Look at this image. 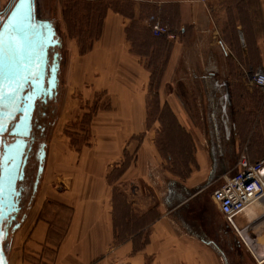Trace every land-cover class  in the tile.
Segmentation results:
<instances>
[{
	"label": "crops",
	"instance_id": "crops-1",
	"mask_svg": "<svg viewBox=\"0 0 264 264\" xmlns=\"http://www.w3.org/2000/svg\"><path fill=\"white\" fill-rule=\"evenodd\" d=\"M62 1L39 0L47 15L62 14ZM93 1L107 11L90 49L67 46L60 118L65 126L75 106L97 101L90 140L48 145L9 264H246L212 193L242 153L264 158V94L251 84L264 71V0ZM181 131L185 179L158 142L172 133L181 151Z\"/></svg>",
	"mask_w": 264,
	"mask_h": 264
},
{
	"label": "water",
	"instance_id": "water-1",
	"mask_svg": "<svg viewBox=\"0 0 264 264\" xmlns=\"http://www.w3.org/2000/svg\"><path fill=\"white\" fill-rule=\"evenodd\" d=\"M38 0L20 5L12 0L4 16L0 18V33L4 41L3 66L0 68V262L9 264L7 243L14 231L25 220L17 222L12 231L11 223L19 212L21 189L18 181L24 177L23 167L27 161L26 147L32 137L33 115L36 102H46L59 94L62 39L53 20L39 17ZM31 9L34 28L19 31L23 15ZM18 37V51L11 54L9 38ZM53 52V55L51 53ZM14 64L13 71L9 65ZM10 133L15 141L6 143L4 135ZM47 143L41 145L39 168L35 184L37 192L44 173ZM264 176V169L262 171ZM9 225H5V223ZM248 234V230H247ZM246 234V235H247ZM249 235V234H248ZM247 235V236H248ZM250 238V237H249ZM253 245V244H252ZM256 256L264 259V250L252 246ZM250 247V248H251Z\"/></svg>",
	"mask_w": 264,
	"mask_h": 264
},
{
	"label": "rangeland",
	"instance_id": "rangeland-1",
	"mask_svg": "<svg viewBox=\"0 0 264 264\" xmlns=\"http://www.w3.org/2000/svg\"><path fill=\"white\" fill-rule=\"evenodd\" d=\"M0 0V8H1V2ZM244 1V3L249 5L252 3V0H241ZM10 0H5L6 4H9ZM38 2V9H39V17L52 19L57 27V31L59 36L62 39L63 45L61 48L62 52V58H61V71H60V88H59V95L58 100L55 102V112L52 114V116L48 120L47 130H46V137L45 142L47 143L46 150L48 148V145H50L51 142L55 143V146L57 147L62 141H71L75 144H84L90 140V125H91V118L97 111L96 105L98 104L97 101H94L92 105L87 104V112H84V103L80 104V107H74L75 110L73 112V118L70 119L65 126L63 125L65 122L60 121L61 113H63L64 109V89H65V83H64V68H66V63L68 62V54L66 52L67 46L70 42V40L76 41L78 46L81 48L82 43L79 41L80 37H85V42L89 43L90 38L97 34L98 31V22L92 21L89 17V13L83 12V14L88 17L87 19L83 20V23L79 26H76L73 22L74 19L71 20V22L68 20L66 16L58 12H52L48 13V15L45 13V9L42 10V5ZM47 3V2H46ZM79 7L85 6L83 3H78ZM248 5V4H247ZM103 6V5H102ZM48 16V17H47ZM98 18L95 17V20ZM69 22V23H68ZM79 34V36H77ZM79 37V38H78ZM85 43V44H86ZM92 103V102H91ZM71 110V109H69ZM68 125V126H67ZM64 126V127H63ZM180 137V143H181V151H179L176 146L177 143L172 144V133L168 136L166 135L165 138H163V135L160 134L158 136V142L159 144H163L165 149H161V152L164 156V159L168 161V164L166 165L172 173H174L177 176H180L181 179H185L187 176H189L192 171L189 167V159L188 157V150H183V147L185 148L189 142H191L189 136L181 131L179 134H175V138ZM96 138V136L94 137ZM190 145V143H189ZM172 146H175L173 148ZM168 153H171L170 155ZM173 158L175 161L174 164H172V161L168 158ZM41 185V184H40ZM40 188V186H39ZM214 189V186H213ZM39 190V189H38ZM164 190L166 191V185L164 186ZM164 191V192H165ZM207 195H209V190L207 192ZM31 208L30 206L25 209V212L27 214L26 220L30 214ZM261 211V209H260ZM24 224V223H23ZM22 224V225H23ZM247 234V233H245ZM249 234V235H248ZM248 236L251 239L252 246H258L260 248L261 246H264V218H261L255 222V224L250 228L248 232ZM246 236V238L248 237ZM14 234H11L10 238L8 239L7 243V252L8 255L10 254V250L12 247ZM249 239V238H248ZM247 239V240H248ZM247 250L246 254L248 257H246V264H257L258 262L255 261V258H253V255L255 257L256 251L253 249V247L249 245H245ZM251 247V248H250ZM249 249V250H248ZM264 249V247H263Z\"/></svg>",
	"mask_w": 264,
	"mask_h": 264
},
{
	"label": "built area",
	"instance_id": "built-area-1",
	"mask_svg": "<svg viewBox=\"0 0 264 264\" xmlns=\"http://www.w3.org/2000/svg\"><path fill=\"white\" fill-rule=\"evenodd\" d=\"M149 26L155 36H164L170 40L177 38L176 31L160 21H149ZM251 84L264 94V71L262 69L251 74ZM263 169L264 158L251 162L244 152L240 155L236 170L231 174H224L221 184L212 193V198L227 224L245 245L248 244L245 243L241 232L250 229L259 218L264 216V211H261L258 217L252 220L246 214L251 205L261 201L264 203Z\"/></svg>",
	"mask_w": 264,
	"mask_h": 264
},
{
	"label": "flooded vegetation",
	"instance_id": "flooded-vegetation-1",
	"mask_svg": "<svg viewBox=\"0 0 264 264\" xmlns=\"http://www.w3.org/2000/svg\"><path fill=\"white\" fill-rule=\"evenodd\" d=\"M11 1L12 0H10V2H8L9 4H6L5 0L1 1L2 6L0 8V18H2L4 16V13L7 10L8 6L10 5ZM51 55H53V52L51 53ZM58 95L55 96L54 98L50 99V100H47L46 102L42 101L41 99H39L36 102V107H35L34 115H33L32 137L28 139L29 142H28L27 147H26V154L28 157H27V161L23 167L24 177L22 180L18 181V185H17L18 188L21 189V195L19 196L20 209H19V212L17 213L16 219L11 223L12 225L9 227L11 231H12L13 226L17 222L22 221V219L25 215L27 217L25 209L29 206H30V208L32 207V204H33V202L36 198V195L38 193V190H37V192H35V184H36L38 168H39L38 157L40 154L41 145L45 142L44 140L46 137L48 120L52 116V114L55 112L54 104L58 100ZM15 138L16 137L12 136L9 132L4 135V140L6 143L14 142ZM26 217H25V220H26ZM25 220L22 221L21 226L25 222ZM5 225L8 226L9 223L6 222ZM16 231H14L12 234H15ZM10 236H11V234H10ZM236 245L238 247L237 249L241 250V248H242L241 244L237 243ZM233 252H235V251L230 250V252L228 254L229 258H231V254ZM236 252L238 253V251H236Z\"/></svg>",
	"mask_w": 264,
	"mask_h": 264
},
{
	"label": "trees",
	"instance_id": "trees-1",
	"mask_svg": "<svg viewBox=\"0 0 264 264\" xmlns=\"http://www.w3.org/2000/svg\"><path fill=\"white\" fill-rule=\"evenodd\" d=\"M78 3L79 4L83 3L85 6L79 7ZM102 5H103L102 2L100 3L97 1H93V0L92 1L91 0H63L62 1V14L66 16L67 18L69 17L68 20L70 22L72 19H74L73 22L75 23V25L80 27V25L83 23V20L88 18L83 14V12L89 13L90 15L89 18L94 22L95 21L98 22L97 26L99 27L98 28L99 30L97 31V33H99L101 26H102L104 15L107 11V7H104ZM95 17H97L98 19L95 20ZM77 36H79V34H77ZM94 36L90 38L89 43L85 42V37L81 38L79 36L80 37L79 41L82 43V47H81L82 52L85 49L91 48V43H92V40L94 39Z\"/></svg>",
	"mask_w": 264,
	"mask_h": 264
},
{
	"label": "snow or ice",
	"instance_id": "snow-or-ice-1",
	"mask_svg": "<svg viewBox=\"0 0 264 264\" xmlns=\"http://www.w3.org/2000/svg\"><path fill=\"white\" fill-rule=\"evenodd\" d=\"M18 3L22 6L24 4H30V0H18ZM34 21L32 19V13L31 9L27 11L26 14L23 15L22 21H21V26L19 31L21 33H24L27 29L34 28ZM19 44H18V37H10L9 38V51H10V58L11 54L15 53L18 51ZM3 58H4V41H3V35L0 33V68L3 66ZM15 68L14 64L9 65V71H13ZM3 88V85L0 84V89ZM3 98V93L0 91V99ZM2 264V262H0Z\"/></svg>",
	"mask_w": 264,
	"mask_h": 264
},
{
	"label": "bare ground",
	"instance_id": "bare-ground-1",
	"mask_svg": "<svg viewBox=\"0 0 264 264\" xmlns=\"http://www.w3.org/2000/svg\"><path fill=\"white\" fill-rule=\"evenodd\" d=\"M256 207H259L260 209H261V211H264V203L261 201V202H257V203H255V204H253V205H251L248 209H247V211H246V214H247V216L249 217V219H255V217H258V215L261 213L260 212V210L258 209V208H256ZM252 208H253V212H250V210H252ZM247 231V230H246ZM246 231H243V232H241V234L243 235V237H244V240H245V243L246 244H248L249 246H251V239L249 238V236L246 238V234H245V232ZM249 231V230H248ZM249 238V239H248ZM248 239V240H247ZM264 259H262V261H263Z\"/></svg>",
	"mask_w": 264,
	"mask_h": 264
}]
</instances>
